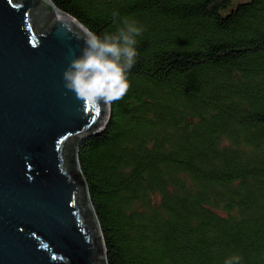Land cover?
<instances>
[{
	"label": "trees",
	"instance_id": "obj_1",
	"mask_svg": "<svg viewBox=\"0 0 264 264\" xmlns=\"http://www.w3.org/2000/svg\"><path fill=\"white\" fill-rule=\"evenodd\" d=\"M52 2L97 35L143 26L77 151L108 264H264V0Z\"/></svg>",
	"mask_w": 264,
	"mask_h": 264
},
{
	"label": "water",
	"instance_id": "obj_2",
	"mask_svg": "<svg viewBox=\"0 0 264 264\" xmlns=\"http://www.w3.org/2000/svg\"><path fill=\"white\" fill-rule=\"evenodd\" d=\"M85 29L52 0H0V264H108L77 151L111 107L63 79Z\"/></svg>",
	"mask_w": 264,
	"mask_h": 264
},
{
	"label": "clouds",
	"instance_id": "obj_3",
	"mask_svg": "<svg viewBox=\"0 0 264 264\" xmlns=\"http://www.w3.org/2000/svg\"><path fill=\"white\" fill-rule=\"evenodd\" d=\"M142 32L143 26L127 19L115 32L103 35L85 29L81 54L71 59L63 73L65 87L94 107L121 100L131 86L128 74L138 58L137 38ZM240 260L236 255L225 264H240Z\"/></svg>",
	"mask_w": 264,
	"mask_h": 264
},
{
	"label": "rangeland",
	"instance_id": "obj_4",
	"mask_svg": "<svg viewBox=\"0 0 264 264\" xmlns=\"http://www.w3.org/2000/svg\"><path fill=\"white\" fill-rule=\"evenodd\" d=\"M239 1L243 2V1H248V0H232L233 2V5H237V3H239ZM232 5V6H233ZM229 11V10H226V12Z\"/></svg>",
	"mask_w": 264,
	"mask_h": 264
}]
</instances>
